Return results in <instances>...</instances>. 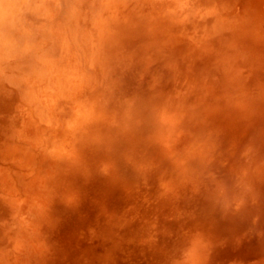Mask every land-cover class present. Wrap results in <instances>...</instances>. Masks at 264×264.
<instances>
[{"label":"rangeland","instance_id":"obj_1","mask_svg":"<svg viewBox=\"0 0 264 264\" xmlns=\"http://www.w3.org/2000/svg\"><path fill=\"white\" fill-rule=\"evenodd\" d=\"M19 3L0 264H264V0Z\"/></svg>","mask_w":264,"mask_h":264},{"label":"bare ground","instance_id":"obj_2","mask_svg":"<svg viewBox=\"0 0 264 264\" xmlns=\"http://www.w3.org/2000/svg\"><path fill=\"white\" fill-rule=\"evenodd\" d=\"M17 1H18V2H17ZM242 1H243V0H242ZM109 2H110V1H109ZM18 4H20V3H19V0H0V16H1L0 19H1L2 17L4 18V16H5L6 13H7V12L4 13V6H6V5H17V6H18ZM167 4H168V3H167ZM19 6H20V5H19ZM95 6H96V4H95ZM168 6H169V5H168ZM127 7H128V6H127ZM141 7H142V6H141ZM223 7H224V6H223ZM19 8H20V7H19ZM106 8H107V7H106ZM164 8H165V7H164ZM20 9H21V8H20ZM20 9H18V10L20 11ZM98 9H99V8H98ZM235 9H236V8H235ZM6 10L9 11V9H7V8H6ZM16 11H17V10H16ZM99 11H100V10H99ZM229 12H230V11H229ZM71 14H72V12H71ZM120 17H122V16H120ZM124 17H125V16H124ZM10 18H11V17H10ZM11 19H12V18H11ZM1 20H2V23L0 24V34L2 35L3 33H5V34L7 33L6 31H8V27H7L8 25H6L5 23H3V22H4L3 19H1ZM8 20H9V19H8ZM13 20H14V18H13ZM72 20H73V19H72ZM111 20H112V19H111ZM128 20H129V19H128ZM14 21H15V20H14ZM73 21H74V20H73ZM6 22H7V21H6ZM9 22H10V21H9ZM11 22H12V21H11ZM91 22H92V21H91ZM111 22H112V21H111ZM223 22H224V21H223ZM71 23H72V22H71ZM94 24H95V23H94ZM231 24H232V23H231ZM74 25H75V24H74ZM92 25H93V24H92ZM220 25H221V24H220ZM112 26H113V25H112ZM115 26H116V25H115ZM88 27H90V26H88ZM71 28H73V27L71 26ZM104 28H105V27H104ZM106 28H107V27H106ZM109 31H110V30H109ZM2 32H3V33H2ZM73 32H74V29H71V33H72V34H74ZM104 32H105V31H104ZM8 33H9V32H8ZM71 33H70V37H73V36L71 35ZM100 33H101V32H100ZM207 33H208V32H207ZM1 35H0V48L2 47V49L4 50L3 47H5V43H6V41H5V43H4V39H3V37H2ZM4 36H5V35H4ZM21 37H22V36H21ZM94 38H95V37H94ZM66 39H67V38H66ZM70 42H71V40H70ZM71 43H72V42H71ZM71 43H70V44H71ZM7 45H8V43H7ZM7 45H6V46H7ZM73 45L75 46V44H72V46H73ZM75 47H76V46H75ZM10 48H11V47H10ZM10 48H9V49H10ZM71 48L74 49V50L71 49L72 51H76V52H77V50H76L77 48H76V49L73 48V47H71ZM5 49H7V48H5ZM3 50H0V51H3ZM7 50H8V49H7ZM10 50H11V49H10ZM76 52H75V53H76ZM0 53H1V52H0ZM2 53H3V52H2ZM71 53H72V52H71ZM75 53H74V54H75ZM76 55H77V54H76ZM79 60H80V59H79ZM79 60L77 59L78 64H79ZM75 61H76V60H75ZM80 64H81V63H80ZM80 64H79V65H80ZM79 65H78V66H79ZM81 71H82V70H81ZM76 73H77V72H76ZM78 73H79V72H78ZM72 76H74V75H72ZM77 77H78V76H77ZM34 96H35V95H34ZM79 109H80V108H79ZM79 111H80V110H79ZM81 112H82V111H81ZM77 120H78V119H77ZM79 121H80V119H79ZM75 122H77V121L75 120ZM78 123H80V122H78ZM78 125H79V124H78ZM70 127H71V126H70ZM75 131H76V130H74V132H75ZM65 134H66V133H65ZM68 134H69V133H68ZM72 135H73V134H72ZM72 135H71V136H72ZM72 138H73V136H72ZM66 145H67V144H66ZM55 146H56V145H55ZM68 146H69V145H68ZM68 146H65V147H68ZM73 146H74V144H73L72 146L70 145L71 148H72ZM56 147H57V146H56ZM68 148H69V147H68ZM71 148H69L70 150H69V149H67V150H69V151L71 152ZM63 149H65V148H63ZM72 150H73V148H72ZM65 151H66V149H65ZM49 153H50V152H49ZM63 153H64V152H63ZM66 153H67V151H66ZM52 154H53V153H52ZM52 154L50 153L51 156H52ZM69 154H70V153H69ZM50 155H48V156H50ZM52 157H53V156H52ZM50 158H51V157H50ZM55 159H56V158H55ZM56 160H57V159H56ZM58 161H59V159H58ZM50 172H51V171H50ZM46 173H47V172H46ZM50 174L53 175L54 173L51 172ZM56 174H57V173H56ZM44 175H45V174H44ZM48 175H49V173H48L46 176L48 177ZM49 177H50V176H49ZM54 177H55V176H54ZM48 180H49V178H48ZM34 181H36V179H35ZM34 181H33L32 183H36V182H34ZM38 182H40V181L38 180ZM49 182H50V181H49ZM51 182H52V181H51ZM40 183H42V182H40ZM52 183H53V182H52ZM47 184H48V183H47ZM47 184H46V185H47ZM46 185H45V186H46ZM50 185H52V184H50ZM50 185H49V186H50ZM37 186H38V184H37ZM42 186H44V185H42ZM42 186L39 187V188L43 189ZM31 188H32V187H31ZM56 189H57V188H56ZM38 190H40V189H38ZM38 190H37V191H38ZM51 190H52V189H51ZM47 191H48V190H47ZM32 192H33V190H32ZM38 192H39V191H38ZM35 193H36V191H35ZM50 193H51V192H50ZM32 194H33V193H32ZM39 194H42V193L39 192ZM37 195H38V194H37ZM46 196H47V195H46ZM31 197H32V196H31ZM56 198H57V196H56ZM30 200H31V198H30ZM39 200H40V199H39ZM42 200H43V199H42ZM50 200H51V199H50ZM47 201H48V200H47ZM51 201H52V200H51ZM33 203H34V202H33ZM48 203H49V202H48ZM30 204H31V203H30ZM31 206H32V205H31ZM40 206H41V205H40ZM40 206H39V207H40ZM50 206H51V205H50ZM50 206H49V207H50ZM33 207H34V206H33ZM33 207H32V208H33ZM37 207H38V206H37ZM44 207H45V206H44ZM44 207H42L43 210H44ZM47 209H48V207H47ZM44 211H45V210H44ZM27 212H28V211H27ZM27 212H26V213H27ZM37 214H38V213H37ZM46 214H47V213H46ZM47 215H48V214H47ZM31 216H32V214H31ZM34 216H35V215H34ZM31 218H32V217H31ZM38 219H39V218H38ZM36 221H37V220H36ZM38 221H39V220H38ZM39 222H40V221H39ZM40 223H42V222H40ZM34 224H35V222H34ZM27 225H28V224H27ZM35 226H36V225H35ZM23 227H24V226H23ZM19 228H20V227H19ZM24 228H25V227H24ZM26 228H27V227H26ZM26 228H25V229H26ZM35 228H36V227H35ZM20 230H21V229H20ZM23 231H24V230H23ZM24 232H25V231H24ZM29 232H30V231H29ZM33 232H34V231H33ZM21 233H22V232H21ZM25 233H26V232H25ZM30 233H31V232H30ZM26 234H27V233H26ZM31 235H32V233H31ZM34 238H35V237H34ZM24 240H25V239H24ZM19 244H20V243H19Z\"/></svg>","mask_w":264,"mask_h":264},{"label":"clouds","instance_id":"obj_3","mask_svg":"<svg viewBox=\"0 0 264 264\" xmlns=\"http://www.w3.org/2000/svg\"><path fill=\"white\" fill-rule=\"evenodd\" d=\"M6 8L9 9L8 15L14 16L16 14V10L18 6L17 5H6Z\"/></svg>","mask_w":264,"mask_h":264}]
</instances>
